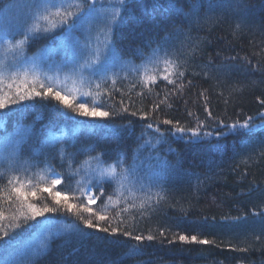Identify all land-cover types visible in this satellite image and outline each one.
I'll list each match as a JSON object with an SVG mask.
<instances>
[{
  "label": "trees",
  "instance_id": "trees-1",
  "mask_svg": "<svg viewBox=\"0 0 264 264\" xmlns=\"http://www.w3.org/2000/svg\"><path fill=\"white\" fill-rule=\"evenodd\" d=\"M31 2L0 0V34L6 27L27 17ZM104 2L107 7L108 0ZM215 2L222 5L216 11V18L208 23H192L189 32L188 20L176 9L169 8L168 0H128L127 10H121L120 13L123 20L111 34L121 60L137 64L151 53L147 43L159 41L163 32L172 33L171 39L174 41L185 42L193 55V61L187 64L183 90L159 78L165 74V65H162L153 73L159 75L156 84L149 85L152 92L143 86V78L125 87L116 86L120 91L113 89L111 98L107 92L103 96L95 95L93 100L101 110L114 113L108 118L79 117L50 97L45 100L36 97L31 101L9 105L11 109L23 106V111H15L0 118V171L8 167L3 157L11 150V139L16 129H29L30 134L21 145L19 161L32 164L39 161L40 165L31 168L27 174L35 173L33 182L40 186L50 182L47 179L50 170L43 164L45 157H48L54 170L64 178L56 189L68 191L69 202L78 207L82 198L76 182H81V190L86 189L90 186L91 173L98 167H107V162L114 161L119 154L126 157V166L131 164L133 150L138 144H144L143 140L137 138L148 122L164 130L171 125L156 124L157 121L167 118L179 121L181 126L195 127L198 118L210 126L207 130L213 135L199 144H188L185 142L187 138L181 140L179 137H169L171 147L179 153L181 163L169 169L163 177L156 175L158 168L151 169L153 178L158 183L163 182L166 191L158 203L154 198L152 207L143 210L142 216L139 199L134 201L136 208H130L128 212H121L123 201L115 195L108 201L106 197L114 191L115 185L106 184L105 196L100 197L96 204L87 205L86 200L84 203L97 214H105L107 220L99 221L95 215L76 210L69 213L64 209L45 213L35 220H21V227L10 232L9 245L0 243V260L7 259L9 264H264V221L260 216L253 215L254 212L264 211V155L260 154L264 129L252 133L240 130L216 135L221 131L216 120L231 124L264 111V106L259 103L260 99H264V0H242L241 11L235 10L239 0ZM193 3L200 5L199 14L203 17L213 0H179L178 8L182 13H188ZM146 4L154 5L149 14L152 23L143 25ZM155 11L159 17L154 15ZM173 24L179 25L189 34L176 37ZM193 34H197L198 41L192 40ZM52 35L59 36V30L30 42L27 54L44 57L47 54L48 60L59 63L63 59L61 55L52 56L51 53L49 56L45 48ZM55 43L52 42L53 47ZM155 47L156 44L151 46ZM2 57L3 50L0 48ZM10 61L11 58L9 61L0 59L6 69ZM10 73L4 71L5 83L7 80L10 82ZM110 88L112 84H106L105 89ZM141 92L142 95L139 94ZM166 93L167 100L161 104ZM226 99L227 104L224 102ZM205 103L215 119L208 118L204 110ZM155 104L160 105L158 110H154ZM123 107H128L129 111L139 110V113L131 116L123 111ZM8 110H0V115ZM140 114H146L147 119L141 120ZM255 122L259 124L260 120ZM144 131L145 139H151L156 144L153 130ZM212 144H219L220 151H212ZM167 147V144H159L153 150L151 146H144L138 155L147 162L149 154L158 151L161 156L167 155V159L175 165L177 156L167 153ZM60 148L65 149L71 157L70 161L65 160L63 166L59 157L50 159ZM100 153H104V156L102 162L98 163L94 157ZM77 169L79 173L69 180L70 173ZM40 176L45 179L41 180ZM4 183L6 177L0 179V184ZM73 192L75 198L72 197ZM93 192L99 195L97 189L94 188ZM39 196L41 199H29L40 206L43 198L47 197V204L56 207L48 193H39ZM0 211L10 218L16 209L8 201L0 199ZM118 213L121 218H125L128 227H134L136 234L146 236L151 233L156 237L151 242H142L143 255H126L128 248L136 241L123 236L105 240L103 238L108 236L107 233L85 228L80 219L81 216L84 219L91 218L100 227H116ZM235 217L246 218L237 221L233 219ZM9 223L10 219L0 221L2 225ZM73 225L93 235L81 238ZM119 227L123 228L124 225ZM160 231H164L165 235L160 236ZM193 234L215 243L189 244L178 239V235ZM115 239L125 243L114 245L111 241ZM233 247H247L248 250L234 251Z\"/></svg>",
  "mask_w": 264,
  "mask_h": 264
},
{
  "label": "snow or ice",
  "instance_id": "snow-or-ice-1",
  "mask_svg": "<svg viewBox=\"0 0 264 264\" xmlns=\"http://www.w3.org/2000/svg\"><path fill=\"white\" fill-rule=\"evenodd\" d=\"M178 3L179 0H168V7L176 9L178 13L185 16L189 22V32L192 23L200 24L201 22L208 23L212 21L216 18L217 9L222 7L221 4L213 0V3L208 5L204 16L201 17L199 14L200 5L198 3H193L188 13H182V10L178 8ZM28 7L29 12L26 18H21L14 25L6 27L3 33L0 34V48L3 50V57L0 59L7 60L9 54H11L12 65L16 68L15 71L10 73L9 79L11 82L7 84L6 91L4 86V71L7 69L3 63H0V110L9 109L7 113L0 115V118L13 114L15 111H23V106L20 109H11L9 108L10 104L17 105L22 101H31L36 97H40L41 100L50 97L62 104L65 108L76 113L79 117L108 118L110 115H114V113H110L109 111L101 110L95 100L93 101V105L89 107L86 100L75 103L77 99L75 95L69 98L67 94L62 95L59 89L54 91L51 83L46 84L44 80L40 79L36 71L38 60L36 58H29L27 55V47L30 42L45 38L59 30L60 35H52L49 44L45 45V48H47L49 54L59 49L63 51L64 57L59 63L54 60L50 61L49 67L56 69L57 72L67 70L69 74L78 76L82 84L85 82L89 86L95 84V93H93L90 87L89 91L82 93L84 97L94 95L103 96L107 92L109 98H111L113 89L120 91V89L116 88L118 73H115L113 69L117 62L122 59L115 47L111 34L114 27H118L119 23L123 20L120 13L121 10H127L128 0H114V2L113 0H108L107 7L104 0H32ZM235 10H243L242 0L236 3ZM98 18L105 20L106 23L103 26L96 25ZM173 28L176 37L187 36L189 34L184 32L179 25L173 24ZM172 35V33H165L156 42L155 48L149 46L151 53L144 57L142 66L145 70L151 66L155 72V69L163 63L165 65V74L159 76V78L166 81L168 85H175L177 89L183 90L185 87L183 80L185 71H187L188 61L182 54L183 41L172 40ZM17 36L21 38L17 39ZM53 41L56 42L55 47L52 46ZM140 54L143 56L142 50ZM45 59H47V54ZM131 70L139 72L140 68L132 65ZM30 73L33 86L29 88L27 81ZM109 73H112V75L109 76ZM158 75L159 73L146 75L142 81L143 86L148 87L149 92L153 91L149 85L156 84ZM20 76H23V81H21L23 87L17 84V79ZM126 78L125 76L124 79ZM46 79L51 80L50 77H46ZM109 79H111L112 88L102 89V84H107ZM37 83L43 91L37 90L35 87ZM188 83L191 84V81ZM14 85L16 87L14 93H12ZM139 94L142 95L143 93L141 92ZM123 95L124 93L121 92V96ZM157 95L159 94L157 93ZM201 95L203 96L204 93H201ZM167 97L168 93L165 94L164 100H161L160 103H165ZM224 102L227 104L228 100L226 99ZM259 103L264 106V99H260ZM121 104L123 105V101H121ZM159 107V104L153 106L154 110H158ZM204 110L208 113L209 119H215L212 112L208 110L207 103H205ZM123 111L131 116H137L139 113V110L129 111L128 107H123ZM188 115L191 116L192 113L189 112ZM140 119L146 120L147 115L140 114ZM257 119L260 120L259 124L255 122ZM159 123L171 125V127L161 130L153 122L145 124L144 130H153L156 134V144H153L151 139H145V131L142 130L137 139L143 140L144 144H138L137 148L133 150L131 164L126 166V157L124 154H119L114 161L107 162V167H98L91 173L90 186L86 189L81 190V182H76L77 189L80 191V197L82 198L79 207L69 202L70 197L68 191L56 189L57 185L62 184L64 178L61 173L54 170L48 157H45L43 164L47 165L50 170V175L47 177L50 182L42 186L33 182L36 174L28 175L27 173L31 168L39 167L40 162L37 161L36 164H32L28 161H24L23 163L19 161L21 145L27 140L30 130L26 128L17 129L14 138L11 139V150L3 157L8 167L6 170L0 171V179L6 177V183L0 184V199L8 201L10 206L15 207L16 212L9 218L0 211V221L10 219L8 225L0 224V243L9 245V240L11 239L10 232L21 227V220L25 222L29 219L35 220L45 213H55L60 209H64L69 213L74 212V210L77 212L82 211L89 213L90 216L95 215L99 221L107 220L108 217L105 214H97L91 207L86 206L84 203L86 200L87 205L96 204L100 200V197L105 196L104 186L106 184L115 185L114 191L106 197L108 201H111L115 195L118 200L123 201L121 212H128L130 208H136L134 201L139 199V208L142 210V216L143 210L152 207L154 198L158 203L164 198L163 194L166 191L163 182L158 183L153 178L151 169L158 168L159 172L156 175L163 177L169 169L178 167L181 163L179 153L171 147L169 137H179L181 140L187 138L186 143L199 144L206 142V138L213 135V132L207 130L210 126L206 122H200L198 118L195 127L181 126L179 121L174 122L167 118L156 122V124ZM216 124L221 129L220 132L216 133L217 136L226 135L228 132L236 133L240 130L252 133L258 129H264V111L258 112L256 116H247L243 121L238 119L231 124H225L222 120H216ZM224 129L227 131H224ZM148 135L151 136L152 133H148ZM159 144H167L166 152L176 154L177 160L175 165H172L167 159V155L161 156L158 151H155L154 154H149L147 162L139 157L138 153L144 146H151L155 150ZM210 148L212 151H220L219 144H212ZM93 151H95V148H93ZM260 154L264 155V141H261ZM103 156L104 153H100L94 159L100 163L103 160ZM57 157L60 159L61 166H63L66 159L71 160L69 154L62 148L56 149L50 159L55 160ZM69 166L71 165L69 164ZM78 173V169L75 172H71L68 179L72 180ZM40 179L44 180L45 177L40 176ZM94 188L99 191V195L94 194ZM153 189H156V191H153ZM45 192L51 197L56 207H51L47 204V197L43 198L42 205L40 206L31 202L29 199L30 197L32 199H41L39 193ZM72 197L75 198L74 192L72 193ZM253 215L260 216L262 221H264V211L254 212ZM245 218L235 217L233 219L239 221ZM80 219L85 228L95 229L96 232L107 233L108 236L103 238L105 240L108 237L123 236L136 241L137 243L131 245L126 253L130 257L143 255L141 245L144 240L151 242L156 239L151 233L146 236L136 234L134 227H128L125 218H121L119 213L117 215L116 227H100L98 224H94L91 218L84 219L81 216ZM119 225H124V227L121 228ZM73 228L81 238H88L93 235V233L82 232L75 225H73ZM159 235L164 236L165 232L160 231ZM178 239L180 242L189 244L210 245L215 243L213 240L199 238L195 234L191 236L178 235ZM257 239H259V236H257ZM171 242L170 240L169 243ZM111 243L121 245L125 241L115 239ZM232 250L247 251L248 249L247 247H233ZM7 251L8 249L6 247L5 252ZM0 264H9V261L7 259L0 260Z\"/></svg>",
  "mask_w": 264,
  "mask_h": 264
},
{
  "label": "rangeland",
  "instance_id": "rangeland-1",
  "mask_svg": "<svg viewBox=\"0 0 264 264\" xmlns=\"http://www.w3.org/2000/svg\"><path fill=\"white\" fill-rule=\"evenodd\" d=\"M99 22L96 21V25H100L102 22H105V20L103 19H100L98 18L97 19ZM94 28H95V25H94ZM19 38V37H18ZM21 38V37H20ZM183 46H186L185 45V42H183ZM178 47H179V44H178ZM9 58H11V54H9ZM9 58L7 59L9 61ZM29 58H36L38 60V64H37V68H36V71H37V74L40 76V79L41 80H44V82L46 84L48 83H51L52 86H53V83L52 82H47L46 79L43 77V75H45V69H46V62L44 61V58L42 56H32V57H29ZM164 65L163 63H161L159 66H162ZM6 66V65H5ZM16 68L14 65H12V60L10 61V64L7 68V71L9 72H12V71H15ZM113 71L115 73H118V77H117V83H116V86L117 87H125V86H128L130 85L131 83L133 82H136V81H140L142 80L143 78H145V75L149 74L150 72L153 71V68L151 66H149L147 68V70H145V68H140V71L139 72H135V71H132L131 70V67H128L127 65H124L120 62H117L115 68L113 69ZM112 73H109V76H111ZM127 77L126 79H124V77ZM31 73L29 74V77H28V87H32V83H31ZM21 81H23V76H20L18 77L17 79V84H19L21 87H23V84L21 83ZM11 82V81H10ZM8 80L6 81L5 84H8L10 83ZM79 85L80 83H69L68 85V88L66 90H60L59 86L55 84V86H53V89L54 91L59 89L61 91V94H67L68 96H73L75 95L77 97L76 101L80 102L81 100H84L86 99V97H83V95H81V90L79 89ZM81 85H84V83ZM111 85V81H110V84ZM16 85L13 86V89H15ZM36 88H39V84L37 83L35 85ZM103 88V87H102ZM105 89V88H104ZM91 90L93 91V93H95V89L91 88ZM69 91H71L72 93L70 94ZM14 93V92H12ZM88 105H90V103H88ZM93 105V104H92Z\"/></svg>",
  "mask_w": 264,
  "mask_h": 264
},
{
  "label": "bare ground",
  "instance_id": "bare-ground-1",
  "mask_svg": "<svg viewBox=\"0 0 264 264\" xmlns=\"http://www.w3.org/2000/svg\"><path fill=\"white\" fill-rule=\"evenodd\" d=\"M146 5H148L146 8H145V11H144V16H143V22H142V24L143 25H148V24H151L152 22V20H151V18L149 17V14H150V12L151 11H153V8H152V6H154L153 4H151V6L149 5V4H146ZM142 12V11H141ZM154 13V15H156V17H159V15H158V13H156V11L155 12H153ZM154 20H156V18H154ZM159 20H161V19H159ZM201 28L202 27H200L199 28V32H201ZM205 29V28H204ZM206 31V30H205ZM149 33V32H148ZM165 33L166 32H163V35H162V37L165 35ZM150 34V33H149ZM193 37L194 38H192V40H199V39H197V34H193ZM145 43H147V41H144ZM154 44H156L155 42H153V43H147V45H149V46H153ZM182 54H183V56H184V58H186L187 59V61H188V63L189 62H192L193 61V55L191 54V51L189 50V47H187V46H183V48H182Z\"/></svg>",
  "mask_w": 264,
  "mask_h": 264
}]
</instances>
